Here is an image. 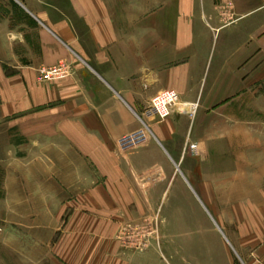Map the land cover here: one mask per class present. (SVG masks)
Segmentation results:
<instances>
[{
	"label": "crops",
	"instance_id": "1",
	"mask_svg": "<svg viewBox=\"0 0 264 264\" xmlns=\"http://www.w3.org/2000/svg\"><path fill=\"white\" fill-rule=\"evenodd\" d=\"M59 62L67 74L38 80ZM263 87L264 0H0V264H31L33 240L41 264L46 252L52 264H237L231 248L264 264V201L229 245L172 234L163 250L117 243L153 209L160 192L145 181L171 177L192 125L240 113ZM161 90L197 102L195 114L145 117ZM144 124V142L119 147Z\"/></svg>",
	"mask_w": 264,
	"mask_h": 264
},
{
	"label": "rangeland",
	"instance_id": "2",
	"mask_svg": "<svg viewBox=\"0 0 264 264\" xmlns=\"http://www.w3.org/2000/svg\"><path fill=\"white\" fill-rule=\"evenodd\" d=\"M59 64H64L68 71L66 62L41 69ZM257 90L264 94V87ZM236 106L241 108L240 113L201 116V122L192 125L189 139L194 143L199 140L201 146L195 151L188 144L184 146V158L171 165V177L160 179L158 175L148 182L143 180L149 190L160 193L153 196V209L135 213L136 219L119 229L120 250L144 252L153 246L163 250L161 240L169 234L178 241L182 235L190 240L201 236L209 241L220 236L228 245L230 234L244 239L246 224L252 227L254 215L261 213L258 205L264 201V98L247 99ZM4 175L0 168V198L4 192ZM68 215L69 211H62L61 220H66ZM132 239L134 243H129ZM190 240L185 245L190 250L196 249L197 244ZM241 243L244 248V241ZM28 245L31 264H41L37 260L38 243L33 240ZM180 245L173 242V250L179 251ZM231 249L237 253L236 263L246 264L238 251ZM75 254L77 263L84 260L80 259L81 254ZM45 256V264H52L47 263V252ZM61 263L68 264L63 260Z\"/></svg>",
	"mask_w": 264,
	"mask_h": 264
},
{
	"label": "built area",
	"instance_id": "3",
	"mask_svg": "<svg viewBox=\"0 0 264 264\" xmlns=\"http://www.w3.org/2000/svg\"><path fill=\"white\" fill-rule=\"evenodd\" d=\"M65 71L66 66H64V64H59L48 69H41L38 74V80L49 81ZM65 73H67V71ZM197 107V102L184 101L176 92L172 90H161L151 98L148 106L145 109L144 115L147 118L155 117L162 120L167 118L170 113L177 111L192 116L195 114ZM145 131L149 134V128L146 127V124H144L140 130L120 138L118 140L119 147L123 148V142H126L131 137H138V139H141L143 142V140L147 138ZM187 146L191 151H195L197 145L195 143H188Z\"/></svg>",
	"mask_w": 264,
	"mask_h": 264
},
{
	"label": "bare ground",
	"instance_id": "4",
	"mask_svg": "<svg viewBox=\"0 0 264 264\" xmlns=\"http://www.w3.org/2000/svg\"><path fill=\"white\" fill-rule=\"evenodd\" d=\"M124 231H126V230H124ZM145 232V231H144ZM129 241V243H134V239H132V240H128Z\"/></svg>",
	"mask_w": 264,
	"mask_h": 264
}]
</instances>
